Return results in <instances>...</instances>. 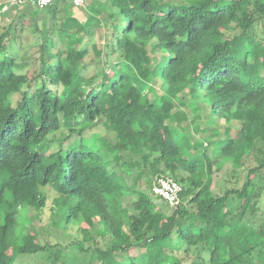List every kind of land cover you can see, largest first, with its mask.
<instances>
[{
  "label": "trees",
  "instance_id": "16d2710c",
  "mask_svg": "<svg viewBox=\"0 0 264 264\" xmlns=\"http://www.w3.org/2000/svg\"><path fill=\"white\" fill-rule=\"evenodd\" d=\"M97 3L105 12L84 23L65 0L0 2V16L23 10L0 23V264L59 262L41 214L13 246L18 209H43V187L59 198L52 218L66 207L79 220L70 244L85 264H264V0ZM184 96L192 134L173 112ZM208 109L235 133L192 144L211 131ZM159 176L181 184L175 206L152 192Z\"/></svg>",
  "mask_w": 264,
  "mask_h": 264
},
{
  "label": "rangeland",
  "instance_id": "374dc122",
  "mask_svg": "<svg viewBox=\"0 0 264 264\" xmlns=\"http://www.w3.org/2000/svg\"><path fill=\"white\" fill-rule=\"evenodd\" d=\"M3 0H0V2ZM93 1V0H92ZM96 2V1H94ZM89 5V4H88ZM83 6V7H75V6H70L68 8V13L70 15H73L75 18H77L81 22H87L92 20L93 18L100 17V14L104 13V6L103 4L97 3L96 6L91 8V6ZM16 6H13L9 9L7 14L1 15L0 16V23L2 24L4 21H8L9 19H14L16 15H18L20 12L23 10L20 8L19 11L16 9ZM24 10H28L29 12L32 10V8L24 7ZM42 15V14H41ZM43 17V15L41 16ZM45 17V15H44ZM32 28L31 27H26L23 31V36H22V48L24 50L23 54L28 55V50L31 49V44L33 43V39L31 36L32 33ZM101 34V32L99 31ZM101 37V36H100ZM103 39V38H101ZM102 41V40H101ZM20 53V52H19ZM157 55V54H156ZM22 80H25L22 78ZM160 82L156 83V87L159 88ZM185 98H182L180 100H176V107L173 109V112L177 111L178 109L181 110L180 116H178V120L182 124H184V127L188 128V131L191 133L192 130H195L196 128L195 125L198 124H192L190 123L191 118H192V108L195 106V101L193 102H188L187 97L184 96ZM210 109V108H209ZM208 109L207 117H204L201 124L203 127H206L210 129L211 131L206 134H201V133H196L191 136V143L194 144L196 141V137H199V140L207 141L208 139H211L210 137H213L212 139H225L230 137L231 135H234L235 133V124H233V129L225 133L223 132V128L228 125L222 118L213 115ZM203 123V124H202ZM161 121L157 123V128L153 132V136L156 139H159L162 137V133L160 131L161 127ZM197 127V126H196ZM186 128V129H187ZM97 131L101 134L107 133V129L105 127L101 126H96L93 128L91 131L87 132L88 134L90 132ZM58 138H61L64 133H61V130H58L55 132ZM192 134V133H191ZM114 134L109 132V138H113ZM191 145V144H190ZM189 145V146H190ZM44 194L47 196V201H46V206L41 209L37 210L34 207H20L18 209L17 213V226L15 229V241L13 246L16 247V245L20 244L22 241L25 239L30 241L32 240V237L28 238L30 234L32 236L34 235L33 232V225L34 222L39 220L40 214H41V219L42 221L39 222L40 226L34 227L38 231V233H42V238L44 237L45 233L47 234V237L43 241H48L50 244H56L58 243L57 246L54 247H49L50 249L49 254H56L59 257V262L57 264H85L87 261V258L89 257V252H79L75 244H70L71 242H75L76 239L80 238V233L77 232V226L79 223L78 219H70L68 222L64 221L65 217V209L64 207L61 210L56 209V214L54 218H52V212H53V207H55V204L58 203L59 198L57 193L51 189L50 187H43L42 188ZM126 199V198H125ZM124 200V199H121ZM130 200L126 199L123 201L124 205H127ZM236 203V201H234ZM244 202L241 201L239 206L243 205ZM238 206V207H239ZM89 225L93 226L94 228H99L97 229L99 232H101V229H103V226L100 224L98 225L97 223H93V220H90ZM81 226H85L84 222L80 224ZM33 232V233H32ZM44 234V235H43ZM35 236V235H34ZM41 238V235H40ZM99 239V245L100 247H106V243L103 238H98ZM89 245H91L90 242H86L84 244V247L87 248ZM21 261L22 264H52L50 260L46 259L45 256H37V255H27L23 256L18 259ZM92 264H98V261H93Z\"/></svg>",
  "mask_w": 264,
  "mask_h": 264
},
{
  "label": "built area",
  "instance_id": "2783aa9c",
  "mask_svg": "<svg viewBox=\"0 0 264 264\" xmlns=\"http://www.w3.org/2000/svg\"><path fill=\"white\" fill-rule=\"evenodd\" d=\"M56 1L62 0H12V3L16 5H28L30 7H36L43 9ZM72 6L83 7L87 6L90 0H65ZM5 9V7H4ZM182 186L176 180L171 177H156L153 182L152 192L165 200L170 206H175L180 202V192Z\"/></svg>",
  "mask_w": 264,
  "mask_h": 264
}]
</instances>
